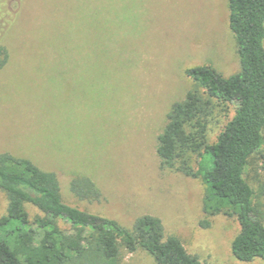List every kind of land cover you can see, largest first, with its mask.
<instances>
[{
    "label": "rangeland",
    "instance_id": "1",
    "mask_svg": "<svg viewBox=\"0 0 264 264\" xmlns=\"http://www.w3.org/2000/svg\"><path fill=\"white\" fill-rule=\"evenodd\" d=\"M4 44L0 152L56 172L73 206L125 226L144 214L161 218L166 234L203 264H264L233 254L237 216H206L201 180L163 169L157 155L172 104L194 87L186 69L209 65L225 76L240 69L229 0H24ZM234 109L211 123V143ZM77 176L93 179L102 199L75 197ZM246 178L264 216V151L250 159ZM7 208L0 189V217ZM122 261L158 264L141 249L123 251Z\"/></svg>",
    "mask_w": 264,
    "mask_h": 264
},
{
    "label": "trees",
    "instance_id": "2",
    "mask_svg": "<svg viewBox=\"0 0 264 264\" xmlns=\"http://www.w3.org/2000/svg\"><path fill=\"white\" fill-rule=\"evenodd\" d=\"M4 1L0 0V71L10 60L5 38L24 4ZM229 27L240 69L229 76L209 65L186 69L194 87L172 104L158 137L157 155L163 169L201 180L206 216H237L240 231L232 240V252L249 262L264 260V216L246 178L250 159L264 151V0H229ZM233 104V116L211 143V123L220 115L228 117ZM0 189L8 198L7 213L0 217V264H124L123 251L139 249L158 264H203L178 236L166 234L155 215L138 216L132 226H125L65 202L57 173L31 158L0 152ZM70 191L81 200L102 199L101 190L87 176L74 177ZM27 204L40 214L32 218Z\"/></svg>",
    "mask_w": 264,
    "mask_h": 264
}]
</instances>
